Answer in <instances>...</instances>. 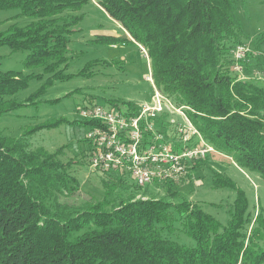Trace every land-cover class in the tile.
<instances>
[{
	"label": "trees",
	"instance_id": "obj_1",
	"mask_svg": "<svg viewBox=\"0 0 264 264\" xmlns=\"http://www.w3.org/2000/svg\"><path fill=\"white\" fill-rule=\"evenodd\" d=\"M95 1L130 36H100L97 41H126L145 50L155 87L184 108L219 155L264 182V82L253 77L255 71H264L254 61L264 47V32L248 35L237 2ZM90 2L0 0V11L15 10L13 19L29 20L0 32V47L27 53L25 68L41 71H0V116L43 96L51 79L71 78L65 76L70 45L82 21L76 13ZM242 44L252 47L245 65L247 80L233 70L232 50ZM92 64L77 75H86ZM46 76L37 94L24 101L16 98L31 80ZM153 92L152 87L148 99ZM169 119L165 113L157 121L166 133ZM64 123L63 118L49 120L17 138L0 132V264H264V207L252 213L246 193L239 189L226 226L198 204L172 202L181 196L169 188L160 198L146 199L147 192L125 194L123 178L116 173L105 174L117 178L119 188L104 182L107 190L101 201H64L72 180L69 165L61 162L58 151L32 149L30 143L36 132ZM213 175L216 188H235L226 175L216 170ZM178 232L194 244H181Z\"/></svg>",
	"mask_w": 264,
	"mask_h": 264
},
{
	"label": "rangeland",
	"instance_id": "obj_2",
	"mask_svg": "<svg viewBox=\"0 0 264 264\" xmlns=\"http://www.w3.org/2000/svg\"><path fill=\"white\" fill-rule=\"evenodd\" d=\"M239 6V18L249 36L254 37L264 32V0H234ZM18 11H0V32H6L14 24L25 26L28 19H13ZM82 21L76 27L78 32L72 37L70 45V64L65 76L70 79H51L46 93L35 99L27 107L0 116V132L11 138L21 136L27 129L34 128L46 121L63 118L65 123L52 130L36 132L30 138L31 148L45 149L47 152H59L58 158L68 164L71 181L64 201L82 205L86 202L101 201L106 194V186L119 188V181L112 175H106L89 166L91 144L87 133L91 126L80 116L85 106L102 105L106 108L130 112L149 98L152 91L150 83V60L142 48L122 41L108 45L98 42L100 36L129 37L122 26L108 16L95 0L83 6L80 12ZM257 55V54H256ZM27 53L12 52L7 47H0V71L23 72L28 75L41 71L25 68ZM258 66H264V47L254 58ZM92 62L93 66L86 75L77 74ZM260 71V70H259ZM48 77L43 80L33 79L29 87L20 91L16 98L24 101L37 94ZM150 92V93H149ZM151 99V98H150ZM115 104H110V102ZM131 103L132 106L125 105ZM115 105V106H114ZM114 106V107H113ZM178 123H183L180 115H176ZM172 140L179 139L176 128L171 127ZM217 152V151H216ZM204 160V159H203ZM199 164L195 169L194 165ZM226 175L235 188L214 186L213 170ZM117 175V174H116ZM123 185L129 192H136L147 197H163L166 190L177 191L181 198L170 199L174 203L182 199L198 204L209 215L216 218L224 226L229 220V212L237 197V189L246 193L250 211L257 213L264 207V182L255 174L240 169L233 160L216 154L208 159L194 162L186 175L173 184L148 185L138 188L131 174L120 175ZM146 187V188H145ZM177 241L181 244H194L178 232Z\"/></svg>",
	"mask_w": 264,
	"mask_h": 264
},
{
	"label": "built area",
	"instance_id": "obj_3",
	"mask_svg": "<svg viewBox=\"0 0 264 264\" xmlns=\"http://www.w3.org/2000/svg\"><path fill=\"white\" fill-rule=\"evenodd\" d=\"M251 52L250 44L238 45L232 50L233 70L240 74V80L249 79L245 65ZM253 77L264 82V71H255ZM149 79L153 95L137 106L135 114L97 104L80 110L84 120L96 124L87 133L92 147L90 168L98 167V171L122 176L133 174L139 188H144V182H179L192 163L216 154L185 112L155 87L151 73ZM165 113L170 115L167 133L157 124L158 118ZM176 115L181 116L183 123L177 122ZM171 127L176 128L179 139L172 140ZM159 162H166V169H159Z\"/></svg>",
	"mask_w": 264,
	"mask_h": 264
},
{
	"label": "bare ground",
	"instance_id": "obj_4",
	"mask_svg": "<svg viewBox=\"0 0 264 264\" xmlns=\"http://www.w3.org/2000/svg\"><path fill=\"white\" fill-rule=\"evenodd\" d=\"M181 111L184 112V108H181ZM213 151H216V150L213 148ZM206 158L207 157H203V159H206ZM91 168L98 171V167H91ZM159 169H166V162H159ZM100 172L105 173V171H100ZM131 175L133 177V174H131ZM133 179H134V177H133ZM154 184H158V182H144V186L154 185ZM161 184H164V183H161Z\"/></svg>",
	"mask_w": 264,
	"mask_h": 264
},
{
	"label": "crops",
	"instance_id": "obj_5",
	"mask_svg": "<svg viewBox=\"0 0 264 264\" xmlns=\"http://www.w3.org/2000/svg\"><path fill=\"white\" fill-rule=\"evenodd\" d=\"M108 15V14H107ZM109 16V15H108ZM110 36V35H109ZM113 37H116V36H113ZM119 38V37H118ZM129 38H130V36H129ZM134 42V41H133ZM147 100H150V99H147ZM147 100H145V101H147Z\"/></svg>",
	"mask_w": 264,
	"mask_h": 264
}]
</instances>
